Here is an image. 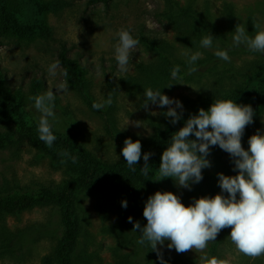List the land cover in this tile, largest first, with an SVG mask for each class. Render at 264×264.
I'll list each match as a JSON object with an SVG mask.
<instances>
[{
  "label": "rangeland",
  "instance_id": "374dc122",
  "mask_svg": "<svg viewBox=\"0 0 264 264\" xmlns=\"http://www.w3.org/2000/svg\"><path fill=\"white\" fill-rule=\"evenodd\" d=\"M174 7H179L180 12L172 16ZM237 25L245 27L249 36L264 28V0H110L106 5H88L87 0H0L3 86L20 100L28 124L39 136L40 113L30 97L55 91L67 81L69 90L55 95L56 118L49 119L54 135L71 137L80 149L93 154L102 164H124L122 148L126 138L151 144L160 136L161 129L172 123L163 114L167 106L160 108L150 103L147 110L143 108L145 90L141 89L144 78L141 69L155 68L159 62L157 55L147 43L139 42L131 50L128 70L120 71L114 51L118 31L126 28L137 35L143 30L146 38L167 42L174 60L187 66L188 56L197 51L202 53L195 63L198 71L192 73L193 79L176 82L165 92L183 104V118L192 104L214 89L237 90L242 76L264 63V54L244 45H232ZM209 34L228 46L230 62L214 55L217 49L223 50L214 41L211 48L201 47V39ZM63 45L68 55L83 66L86 92L93 103H103L111 94L110 106L94 109L70 77L64 76L60 64L55 77L48 75L47 69L58 62ZM34 79L41 83L35 84ZM12 116L0 115V137L20 131ZM247 130V139L241 142L245 150L252 135L264 134V107L253 123L247 125ZM207 159L211 166L202 169L207 187L193 183L189 190L178 187L169 178L157 182L155 192H173L185 206L200 197L220 193L217 174H237L232 157L217 145L210 148ZM70 179L67 168L55 166L50 155L33 145L30 137L0 149L2 195L37 192ZM155 192L147 189L135 199L125 194L106 198L97 192L77 190L74 207L79 218V236L73 263L146 264L149 247L137 243L141 233L133 231V223L138 221L141 226L147 223L143 209ZM122 201H127L126 208L122 207ZM129 217L133 222H129ZM64 231L61 212L51 205H37L17 214L0 210V264H58L54 251ZM219 236L220 233L216 240ZM215 241H210L205 250L210 257ZM168 243L157 245L166 259L201 264L202 253L195 250L177 253L174 248L168 249ZM220 254L226 264L264 260V255L253 259L239 253L230 237L221 246Z\"/></svg>",
  "mask_w": 264,
  "mask_h": 264
},
{
  "label": "clouds",
  "instance_id": "9594fccd",
  "mask_svg": "<svg viewBox=\"0 0 264 264\" xmlns=\"http://www.w3.org/2000/svg\"><path fill=\"white\" fill-rule=\"evenodd\" d=\"M255 27L259 28V25ZM117 36L115 59L120 71L126 72L131 50L139 44V40L133 38L130 30L126 28H121ZM213 40L211 34L204 36L200 41L201 47L211 48ZM232 45H244L253 52L264 54V28L256 31L254 36H249L245 27L237 25ZM214 55L225 62L231 61L227 50L217 49ZM201 58L202 53L199 51L188 56V74L198 71L195 63ZM58 67V62L50 64L48 75L55 77ZM179 73V66L174 67L172 78L182 79ZM63 74L65 77L68 75L67 71ZM68 90L69 85L64 81L55 91L50 90L30 97L34 101L35 110L40 113L37 128L39 138L48 146L56 140L49 123L50 118H56V92ZM150 103L160 108L167 106V111L163 114L170 118L173 125L181 120L183 104L177 99L169 98L160 89H145L143 108L147 110ZM111 104L112 97L109 94L106 101L94 102L92 106L100 110ZM254 114L250 105H241L230 99H218L207 110L200 108L197 114L191 115L183 127L172 135L170 144L161 154L155 181L172 178L178 187L191 190V184L199 183L203 179L202 169L211 166L207 157L210 155V148L217 145L232 157L237 174L228 176L218 173L221 192L212 197L195 199L188 206L170 191H157L147 199L143 209L147 223L141 226L138 221L134 222L133 231L139 230L141 233L137 240L139 245L157 251L161 264L167 262L163 260L157 245L163 246L165 241H169L168 249L174 248L177 253L193 250L202 253L199 257L201 264H226L217 257L208 256L205 251L209 242L215 241L224 228L231 229L229 237L239 253L253 259L264 255V134L257 132L252 135L248 140L247 150L241 143L246 126L253 123ZM141 148L139 140L133 142L131 138H126L124 141L122 155L132 171H135L133 165H137L141 159ZM151 155L150 152L143 154L144 166L141 171L144 175L149 174L148 161ZM121 203L122 207H127V201ZM128 220L133 222L132 217Z\"/></svg>",
  "mask_w": 264,
  "mask_h": 264
},
{
  "label": "trees",
  "instance_id": "16d2710c",
  "mask_svg": "<svg viewBox=\"0 0 264 264\" xmlns=\"http://www.w3.org/2000/svg\"><path fill=\"white\" fill-rule=\"evenodd\" d=\"M110 0H87L88 5L108 4ZM180 12L179 7L172 8L170 15L175 16ZM13 25L12 20H10ZM133 38L139 42H145L149 48L157 55L159 62L155 68L151 70L141 69L144 73V78L141 80V89L152 88L153 90L160 89L163 94L173 86L176 82L191 81L192 74H188L189 66L179 63L173 58V50L171 46L156 38H146L143 30L139 34L133 35ZM217 47L220 46L226 50L228 46L223 40L214 38L213 40ZM0 45L2 41L0 40ZM58 62L62 68L67 71L70 79L75 83L78 89L84 93L87 101L93 105V100L86 92V85L83 79L84 68L76 58L68 55V49L65 45L61 47L58 56ZM179 66V76L182 79H173L171 76L172 69ZM5 75L0 66V115L5 116L6 113L15 115L19 132L18 134H10L0 137V149L19 143L24 137H30L31 142L39 150L47 155H50L55 166H65L71 179L61 184L51 185L42 188L37 192L15 191L13 193L2 195L0 194V210L17 214L26 209L37 205H51L57 208L62 215L65 231L63 237L59 239L58 246L54 251V257L58 264H74L73 258L79 236V218L76 214L74 203L77 190H88L97 192L100 195L108 198L118 194H125L132 198H140L144 191L151 190L155 192L158 177V167L160 157L163 150L170 144L171 137L174 132L183 127L184 122L191 116L198 113L200 108L207 110L211 104L218 99L233 100L241 105H250L254 110V118L258 115L260 109L264 107V63L258 65L249 75L242 76V83L239 84L237 90H228L222 92L220 89H214L212 93L199 99L197 103L192 104V107L183 115V118L175 125L162 128L160 136L151 144H142L141 159L137 165H133L135 171H132L127 163L117 165H105L91 153H87L80 149L75 141L64 135H55L56 140L51 146L40 140L39 136L34 133L32 126L28 124L26 113L23 110L22 103L16 97L12 96L3 86ZM35 84H40V80L34 79ZM172 84V85H171ZM171 85L170 87H168ZM247 126L244 130L241 142L247 139ZM195 138L194 136L192 137ZM152 153L149 163V174L144 175L141 168L144 166L143 154ZM67 153V155H64ZM73 157L75 162H73ZM203 176V174H202ZM169 179V178H165ZM202 188L207 187V179L199 182ZM230 228H224L220 232V236L214 243L212 257H217L221 260L220 248L225 243L230 234ZM167 264H188L180 259L168 260L163 257ZM222 261V260H221ZM146 264H161L156 251L149 247V260ZM253 264H264L263 259H256Z\"/></svg>",
  "mask_w": 264,
  "mask_h": 264
}]
</instances>
